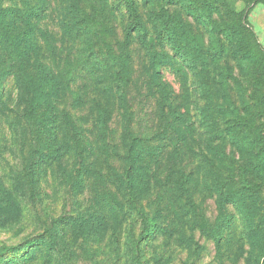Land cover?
I'll use <instances>...</instances> for the list:
<instances>
[{"label":"rangeland","instance_id":"rangeland-1","mask_svg":"<svg viewBox=\"0 0 264 264\" xmlns=\"http://www.w3.org/2000/svg\"><path fill=\"white\" fill-rule=\"evenodd\" d=\"M31 2L45 10L32 22L34 51L24 67L39 83L34 73L38 53L58 73L60 88L49 90L45 98L59 122L53 128L41 122L30 125L23 113L32 94L28 89L20 92L19 69L7 76L0 101V177L16 200L17 213L0 222V264H264V158L254 156L259 147L254 155L238 148L228 129L236 120L249 122L244 134L254 136L258 131L247 139L261 141L264 150V54L257 55L249 71L225 42L224 91L217 84L211 94L222 109L210 122L203 113L211 100L205 102L198 93L192 71L178 70L181 63L159 38L155 16L180 20L200 53L214 43L208 21L180 14V6L140 0L145 45L124 0ZM75 3L85 15H79ZM213 3L204 8L212 7L216 21L229 20V4L264 48V0ZM90 41L94 54L87 46ZM94 57L106 65L105 71L92 68ZM153 57L172 90V109L160 105L151 72ZM114 63L124 65L127 75L126 110L120 109L121 103L110 106L102 132L96 104L107 98L101 97L97 78L108 76L102 84L107 85ZM130 135L155 152L142 163L145 176L133 181L143 216L134 211L119 179ZM82 142L87 146L83 148ZM207 143L223 145L227 164L236 161L232 173L238 183L245 177L254 193L238 208L220 203L223 189L219 192L210 185L200 155ZM83 160L90 168L85 179L80 174L86 167ZM181 172L189 175L188 180L181 182ZM223 215L234 216L230 226L222 224ZM145 219H155L154 232ZM13 247L18 250L3 251Z\"/></svg>","mask_w":264,"mask_h":264},{"label":"trees","instance_id":"trees-1","mask_svg":"<svg viewBox=\"0 0 264 264\" xmlns=\"http://www.w3.org/2000/svg\"><path fill=\"white\" fill-rule=\"evenodd\" d=\"M154 6H161L162 3L175 6L176 8L180 6L181 13H186L193 16L196 19H200L205 22L208 21V25L212 29V37L214 38V43L211 48L207 49L206 52L200 53L196 47L191 45L188 40L185 27L180 20H164L162 16H155L158 18V25L160 27L159 38L167 43L169 48L175 54V58L181 63L179 64L180 69H189L194 73L195 83L194 86L197 88L198 93L202 94L205 102L211 100L212 86L220 85L221 92L224 91L225 86V74L228 69L226 66L222 65V62L226 53L225 42H229V51L234 57V59L240 62L241 66L246 63L247 70L251 71L253 63L258 54H264V48L258 43L251 31H246L242 26L243 19L238 16V13L232 9L228 4V14H230L229 20L225 22H219L214 19L212 7L214 6V0H144ZM140 0H124V6L128 14L133 19V23L137 26L141 42L145 45L147 44V28L140 22L138 5ZM205 4H210L212 7L204 8ZM75 10L78 11L79 15H85V11L81 9L80 5L75 3ZM179 8V9H180ZM45 10V6L41 5L36 7L32 4L31 0H0V59L3 63L2 70L0 72V101H3L5 97V83L7 76L11 77L12 74L15 75L19 69L20 77V92L25 89L30 90L31 97L27 99V103L24 108V117L29 122L30 125L38 123H47V125L52 128L58 124L59 119L57 118V112L52 110L51 105L48 103V99L45 98V94L49 90L59 89L61 86L58 73L46 65V62L37 53L35 62V76L40 80L37 83V79L32 75H28L26 68L24 67L25 61L30 58V53L34 51L32 49V38L34 37L32 22L34 18L40 17ZM207 14V16H205ZM78 16L82 20V17ZM207 17V18H205ZM88 24L91 22L87 21ZM89 24V25H90ZM88 27V26H86ZM130 31L128 35H130ZM132 35V34H131ZM253 42V43H252ZM91 54L93 53L91 41L87 43ZM156 56V54L151 55ZM154 57L151 61L152 75L155 82V90L159 94L160 105L163 103L167 104L170 109H172L170 96H172V90L164 82L160 76L161 65L154 61ZM8 62V64H6ZM116 62V60L114 61ZM126 67V66H125ZM92 68L97 70L106 69V65H103L101 60L94 57ZM259 68V67H258ZM113 69L111 73V78L109 83L102 85L108 76L98 77L97 82H101L97 85L98 91L101 97H106V102L102 103L99 99L98 104H96L98 111L97 127L98 131L105 129L108 119V113L110 112V106H114L117 103H121L120 109L126 110V99H127V75L125 72L124 65L113 64L111 67ZM258 71H261L260 68ZM92 72V70H91ZM93 72H95L93 70ZM261 74V73H259ZM31 76V77H30ZM19 78V74L16 79ZM40 84V87H38ZM104 86L103 88H101ZM104 91V93L101 90ZM74 92V91H73ZM23 95V93H20ZM75 98L81 99V96L77 93L74 94ZM163 102V103H162ZM222 109L221 105L215 104V100H212L208 108L205 109L203 113L204 117H209V121H215L218 117L215 115L216 112H220ZM46 115V117H45ZM251 126L249 122L238 121L234 125L229 126L230 135L233 138V142L236 143L238 148H241L243 152L254 155V150L256 147L259 149L255 152V157L258 159L264 158V150L262 142L251 141L248 138H254L257 136L258 131H254L255 135L244 134L245 128ZM241 127V128H240ZM214 135L222 136L223 132L217 133V131L212 130ZM130 140L126 144V162L124 167V172L119 175V179L125 183L128 196L131 205L140 216L143 213L138 210L137 187L134 184V179L138 175L143 178L146 174V170L142 163L153 153L150 152L148 148L144 147L142 144L137 142V137L134 135L129 136ZM213 141L218 140L212 136ZM217 143V141H216ZM212 144L207 143L203 149H201L200 155L202 159L206 161V175L210 179V185L215 187L220 193L219 201L222 204H230L234 208L240 207L243 202L247 201L249 196L253 197L254 193L250 191L251 187L244 177L241 178V184L238 183L236 179V174L232 173L234 167L237 166L234 159L230 160V165L225 161V152L222 144ZM83 148L86 143L82 142ZM80 146V143L78 144ZM77 146V147H78ZM87 146V145H86ZM86 165L83 172L80 173L82 178L85 179L87 172L89 171V164L83 160ZM236 169V168H235ZM242 170V169H241ZM188 176L185 172L180 173V180L184 182L188 180ZM79 180H84V179ZM146 179V178H145ZM16 200L8 192V189L0 177V222L5 223L16 215ZM146 220V219H145ZM149 226V231L154 232V226L157 225L155 219L146 220ZM222 224L230 226L234 221L233 215H223ZM13 250L16 252L18 248H4V252Z\"/></svg>","mask_w":264,"mask_h":264}]
</instances>
